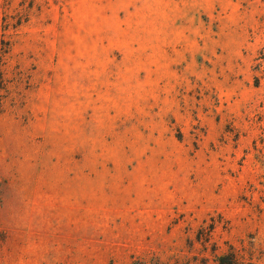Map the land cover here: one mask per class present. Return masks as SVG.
Wrapping results in <instances>:
<instances>
[{
	"label": "rangeland",
	"instance_id": "rangeland-1",
	"mask_svg": "<svg viewBox=\"0 0 264 264\" xmlns=\"http://www.w3.org/2000/svg\"><path fill=\"white\" fill-rule=\"evenodd\" d=\"M36 1L0 43V264H264V0Z\"/></svg>",
	"mask_w": 264,
	"mask_h": 264
},
{
	"label": "trees",
	"instance_id": "trees-1",
	"mask_svg": "<svg viewBox=\"0 0 264 264\" xmlns=\"http://www.w3.org/2000/svg\"><path fill=\"white\" fill-rule=\"evenodd\" d=\"M14 0H4L2 5V31L0 43L5 46L8 45V41L4 38L10 29H18L23 23H26L34 8L39 9V4L36 0H21V9L12 8Z\"/></svg>",
	"mask_w": 264,
	"mask_h": 264
}]
</instances>
